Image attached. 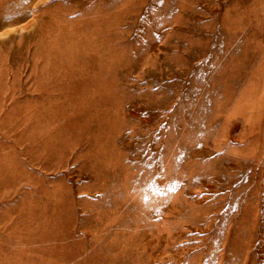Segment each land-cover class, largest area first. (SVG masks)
Listing matches in <instances>:
<instances>
[{
	"label": "rangeland",
	"instance_id": "obj_1",
	"mask_svg": "<svg viewBox=\"0 0 264 264\" xmlns=\"http://www.w3.org/2000/svg\"><path fill=\"white\" fill-rule=\"evenodd\" d=\"M0 264H264V0H0Z\"/></svg>",
	"mask_w": 264,
	"mask_h": 264
}]
</instances>
